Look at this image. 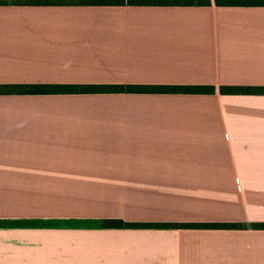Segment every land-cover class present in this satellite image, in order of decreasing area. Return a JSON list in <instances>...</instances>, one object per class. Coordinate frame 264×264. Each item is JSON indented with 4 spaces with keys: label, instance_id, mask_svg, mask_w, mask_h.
<instances>
[{
    "label": "crops",
    "instance_id": "crops-1",
    "mask_svg": "<svg viewBox=\"0 0 264 264\" xmlns=\"http://www.w3.org/2000/svg\"><path fill=\"white\" fill-rule=\"evenodd\" d=\"M7 1L0 84L264 86V6ZM0 187L76 264H264L262 229L102 226L264 222V94H0Z\"/></svg>",
    "mask_w": 264,
    "mask_h": 264
},
{
    "label": "trees",
    "instance_id": "trees-1",
    "mask_svg": "<svg viewBox=\"0 0 264 264\" xmlns=\"http://www.w3.org/2000/svg\"><path fill=\"white\" fill-rule=\"evenodd\" d=\"M11 2L0 0V5ZM14 5L82 4L106 6H264V0H29L13 1ZM264 94V86H228L200 84H0V94H63V93H183ZM103 228L131 229H220L243 230L250 227L264 230V222L248 225L241 222H129L119 218L103 220Z\"/></svg>",
    "mask_w": 264,
    "mask_h": 264
},
{
    "label": "rangeland",
    "instance_id": "rangeland-1",
    "mask_svg": "<svg viewBox=\"0 0 264 264\" xmlns=\"http://www.w3.org/2000/svg\"><path fill=\"white\" fill-rule=\"evenodd\" d=\"M4 194V187H0V264H76L66 256L68 236L44 232L50 219L35 225L31 224L34 219L24 218L20 225L19 220L15 224L14 219L4 218ZM14 226H21V231Z\"/></svg>",
    "mask_w": 264,
    "mask_h": 264
}]
</instances>
